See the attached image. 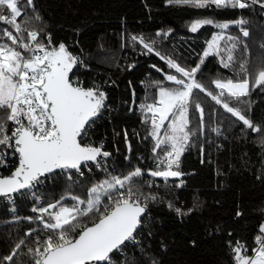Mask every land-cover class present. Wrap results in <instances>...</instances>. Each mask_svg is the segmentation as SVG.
<instances>
[{
	"label": "trees",
	"instance_id": "obj_1",
	"mask_svg": "<svg viewBox=\"0 0 264 264\" xmlns=\"http://www.w3.org/2000/svg\"><path fill=\"white\" fill-rule=\"evenodd\" d=\"M34 3L42 19L33 21V24L44 27L45 34L51 33L54 44L64 42L70 51L85 60L87 67L82 71L84 87L98 84L106 92L107 107L99 122L89 131V137L103 142L104 150L111 153L104 159V166L117 175L127 174L137 166L142 170L155 167L152 159L155 141L148 136L150 120L144 123L145 116L136 110L146 99L152 102L157 95L153 82L164 81V75L152 65L164 73H174L155 54H143L146 50L139 43L134 44L131 36L154 39L157 41L155 47L162 54L182 66H195L206 48V41L216 29L205 26L192 33L189 31L191 22L201 17L230 21L242 13V18L248 21L244 27L250 30L248 47L253 78L260 57L264 55V49L260 47L264 43V11L260 4L243 10H210L169 5L167 0H34ZM27 11L30 16L33 14L32 9ZM0 27L11 28L3 24ZM157 32L170 34L157 36ZM233 34H239L238 30ZM202 73L207 85H211V80L218 74L225 78L232 75L220 66L215 56L206 60ZM164 85L171 86L167 81ZM195 95L205 109L208 126L204 135L193 138L195 144L181 156L184 183L176 187L178 181L170 178L165 186L157 178L155 183L158 186L143 187L145 193L156 194L157 200L148 202L143 223L135 233L136 242L126 243L124 255H116L115 264H122L124 257L128 258V264H149L152 259L158 264H235L231 245L240 241L248 247L249 254L255 246L254 239L264 224V145L260 142L261 134L247 130L244 135L242 122L198 90ZM244 99L251 104L253 122L264 126V88L255 89ZM232 103L236 106L235 101ZM213 109L218 114L214 117L207 115ZM4 111L0 109V115ZM198 116L193 104L190 107L192 126L198 125ZM212 128H219L220 134L212 132ZM17 164L15 161L12 168L3 170L0 177L11 173ZM93 174V178L86 175L67 179L63 172L41 180L35 185L44 183L42 189L35 191L40 198L38 201L29 190L24 191V195L13 196L15 215H10L0 203V264H35L34 258L28 254L29 247L35 248L33 237H27L26 246L18 250L13 262L2 259L13 251L20 239L25 238L27 230L41 227L38 222L29 223L23 218L38 215L31 211L33 206H47L68 193L86 196L88 187L107 176V172H98L94 167ZM143 179L153 178L145 175ZM64 202L70 201L64 199ZM83 219L85 223H91L87 217Z\"/></svg>",
	"mask_w": 264,
	"mask_h": 264
},
{
	"label": "snow or ice",
	"instance_id": "obj_2",
	"mask_svg": "<svg viewBox=\"0 0 264 264\" xmlns=\"http://www.w3.org/2000/svg\"><path fill=\"white\" fill-rule=\"evenodd\" d=\"M167 3L210 10H243L256 4L264 8L262 0H167ZM27 9H32L31 16ZM41 19L34 0H0V24L11 26L0 27V109L5 110L0 115V167L7 165L9 156L18 154L19 161L11 175L0 177V197L12 200L13 194L24 195L22 190L31 193L40 177L56 170L83 176V168L91 171L89 162L107 172V176L93 184L86 196L71 194L47 206H33L31 211L38 215L23 219L33 224L38 222L41 227L27 230L25 238L20 239L3 260L13 262L18 250L26 246L27 237H33L35 248L29 247L28 254L35 264H115L116 255L125 253L126 242L135 243L134 234L143 223L148 202L157 200L156 194L145 193L143 187L158 186L157 178L165 186L170 178L178 181L176 187L184 183L181 156L195 144L193 138L204 135L208 126L205 109L196 99L197 90L242 122L244 135L247 130L260 133V142L264 145V126L253 122L251 104L244 99L255 89L264 88V55L260 57L253 78L248 47L250 30L244 27L248 21L242 18V13L230 21L201 17L191 22L189 31L192 33L205 26L216 29L206 41V48L195 66H182L162 54L155 47L157 41L154 39L131 36L134 44L139 43L146 50L143 54H155L174 73H164L152 65L171 86L155 80L153 87L157 95L152 102L146 99L139 105L145 116L143 122L150 120L148 136L155 141L152 149L155 167L142 170L137 166L121 175L109 172L102 163L111 155L104 150L103 143L85 142L88 130L107 107L106 92L98 84L86 88L78 79L72 78L75 68L87 67L85 60L70 51L64 42L54 44L51 33L45 34L44 27L33 24ZM236 30L239 34H233ZM169 34L157 32L156 35ZM260 47L264 49V43ZM212 56L217 57L220 66L232 75L225 78L218 74L211 80V85H207L202 78V66ZM193 104L199 113L196 126H192L190 118ZM148 113H151L150 117ZM217 114L216 109L207 113L212 117ZM9 123L14 126L10 132ZM211 131L220 134L219 128ZM128 148L131 153L130 144ZM200 151L203 154L202 146ZM145 175L153 179L146 181ZM71 187L69 185V189ZM31 194L35 198V193ZM66 198L74 203L65 205L63 200ZM168 206L173 207L171 203ZM12 211L15 212V208ZM176 211L181 212L179 208ZM85 217L90 224L85 223ZM254 244L249 254L244 243L237 241L231 245L230 242L235 264H264V224L260 226ZM124 264H128L127 257H124ZM149 264H158V261L152 259Z\"/></svg>",
	"mask_w": 264,
	"mask_h": 264
},
{
	"label": "built area",
	"instance_id": "obj_3",
	"mask_svg": "<svg viewBox=\"0 0 264 264\" xmlns=\"http://www.w3.org/2000/svg\"><path fill=\"white\" fill-rule=\"evenodd\" d=\"M260 7H261V6H260ZM261 8H262V7H261ZM262 9H263V11H264V8H262ZM85 69H86V67H84V66H78L77 68L74 69L75 77H72L73 79H78L80 82H82V83H83V86H84V78H83V75H82V71H84ZM136 112H137V113H142V112L140 111L139 106H138ZM103 113H104V110L102 111V113H101V115H100L99 117H101V116L103 115ZM149 114H150V116H151V113H149ZM143 115H144V114H143ZM99 117L96 118L95 126H96V124L99 122ZM95 126L93 125L92 128H90L88 131H91ZM13 127H14V126H13L11 123H9V125H8L9 132L12 130ZM90 135H91V134H90ZM85 142H92V143H94V144H96V145H99L100 143H103L101 140H95V139H93V138H90L89 135H88V137L86 138ZM15 161L18 162V160H17V155H16V156H9V157H8V163H7V165H6V166H3V167H0V173H2L3 170H7V169L12 168V167L15 165ZM103 162H104V160H102V163H103ZM154 163H155V162H154ZM103 164H104V163H103ZM89 167L91 168V171H89L88 168H83V173H84L83 176H80L79 174H76V173H69V172H64V175H65V177H66L67 179H69V175H71V178H72V176H76V177H78V178H83V177H85L86 175H88V176H90L91 178H93V176H94V174H93V167H94V169H95L96 171H98V172H100V171L103 170V169H97V167H96L94 164H92V163H89ZM61 173H63V172H61ZM104 174H106V173H104ZM41 180H44V179H41ZM41 180H40V181H41ZM43 187H44V183H41L40 185H37L34 189H32V190H31V193H35V191L37 190V188L42 189ZM18 194H19V193H18ZM16 195H17V194H16ZM31 195H32V194H31ZM13 196H15V195H13ZM33 198H34V197H33ZM35 198H38V199H35V200H37V201L40 199L39 196H37L36 194H35ZM0 203H2V204L6 207L7 212H8L10 215H15L16 212H13V211H12L13 208H15V211H16V204H15L16 202L14 201V199H12V200H7V199L1 197V198H0ZM135 242H136V241H135ZM126 243H131V244H132V242H126ZM119 255L123 256L124 254H119ZM122 264H124V261L122 262Z\"/></svg>",
	"mask_w": 264,
	"mask_h": 264
},
{
	"label": "water",
	"instance_id": "obj_4",
	"mask_svg": "<svg viewBox=\"0 0 264 264\" xmlns=\"http://www.w3.org/2000/svg\"><path fill=\"white\" fill-rule=\"evenodd\" d=\"M17 160H18V154H17ZM18 163H19V161H18ZM89 163H91V162H89ZM17 166H18V164H17ZM17 166H16V167H17ZM14 170H15V169H14ZM14 170H13V171H14ZM13 171H12V172H13ZM12 172H11V173H12ZM61 172H65V171H62V170H56V171H54L53 173L46 174L45 176L40 177V180H41V179H45V178H47V177H49V176L55 175V174H57V173H61ZM11 173H9L7 176L11 175ZM7 176H4V177H7ZM22 191L24 192V191H26V190H22ZM16 194H18V193H16ZM16 194H13V195H16ZM0 198H1V197H0ZM147 210H148V209H147ZM134 235H135V234H134Z\"/></svg>",
	"mask_w": 264,
	"mask_h": 264
},
{
	"label": "rangeland",
	"instance_id": "obj_5",
	"mask_svg": "<svg viewBox=\"0 0 264 264\" xmlns=\"http://www.w3.org/2000/svg\"><path fill=\"white\" fill-rule=\"evenodd\" d=\"M162 131H163V130H162ZM47 178H48V177H47ZM47 178H45V179H47ZM72 184H74V183H72ZM88 189H90V187H88V188L86 189V193H87ZM71 194H76V193H68V194L66 195V197H70ZM65 200L70 201V202H64L65 205L70 206L72 203H74L70 198H66ZM52 211H55V210H52Z\"/></svg>",
	"mask_w": 264,
	"mask_h": 264
}]
</instances>
